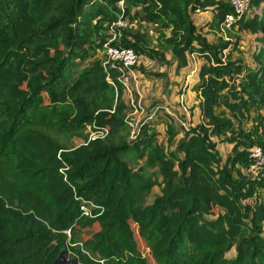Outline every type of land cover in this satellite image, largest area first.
<instances>
[{
  "label": "trees",
  "instance_id": "obj_1",
  "mask_svg": "<svg viewBox=\"0 0 264 264\" xmlns=\"http://www.w3.org/2000/svg\"><path fill=\"white\" fill-rule=\"evenodd\" d=\"M251 3L225 38L229 0H0V264H72L57 263L64 250L78 264H264V168L244 170L253 145L264 152V0ZM203 9L210 19L199 27ZM120 17L135 24L121 44L139 56L164 60L169 50L178 67L202 59L199 121L180 127L172 151L148 123L130 137L120 83L109 82L102 58L83 64ZM242 31L260 34L250 59ZM92 121L108 133L86 141ZM219 141L230 144L225 158ZM80 198L102 210L83 215Z\"/></svg>",
  "mask_w": 264,
  "mask_h": 264
},
{
  "label": "rangeland",
  "instance_id": "obj_2",
  "mask_svg": "<svg viewBox=\"0 0 264 264\" xmlns=\"http://www.w3.org/2000/svg\"><path fill=\"white\" fill-rule=\"evenodd\" d=\"M253 8H251L252 11ZM194 19L197 25L202 27L210 19V12L207 9L198 10L194 13ZM141 27L146 29L150 34V44H156L155 39L157 32L151 24L141 23ZM205 27V29H203ZM202 32L206 37L213 41L218 35L214 31H210L209 27L203 25ZM239 34V49L246 54L247 59H250L251 51L259 48L260 34H251L247 31H242ZM102 58L101 51H96L95 54L85 60L83 64H88L93 58ZM164 60L160 58H150L144 54L139 56V65L136 67V77L131 79L129 88L124 89L123 99L127 104L125 116L129 121L135 124V127L150 124L151 129L158 133L157 140L160 142L167 152L172 151L175 147L178 137L182 134L180 122L178 119L186 120L187 113L182 110V105L187 107L189 114H194L195 95L193 94L194 84L198 80L197 69L202 59L190 57L186 65L177 66L176 59L169 50H164ZM155 106H159L155 115L149 118ZM169 111V112H168ZM176 115V117L174 116ZM189 118V122L191 124ZM181 127V128H180ZM73 145H78L84 141V138L73 136L70 139ZM230 144L226 142H217V151L221 158H225L230 152ZM0 182L6 178L4 173L3 163L0 162ZM246 174V172H245ZM247 176H251L246 174ZM159 192L158 186H154L147 196V202H151L153 197ZM218 208H215V212ZM133 229L137 245L142 255L150 262L154 263L149 248L144 239L138 234L137 225L130 222ZM83 234L82 237H86ZM227 257L234 255V249L226 253ZM73 255L71 251L63 254L59 263H72ZM74 264H78L75 261Z\"/></svg>",
  "mask_w": 264,
  "mask_h": 264
},
{
  "label": "built area",
  "instance_id": "obj_3",
  "mask_svg": "<svg viewBox=\"0 0 264 264\" xmlns=\"http://www.w3.org/2000/svg\"><path fill=\"white\" fill-rule=\"evenodd\" d=\"M230 4L233 6L234 14L226 15L224 21L220 25V34L225 36L226 30L231 28L232 21L235 16H241L244 13L250 12L252 8L251 0H229ZM122 6V5H121ZM135 25L133 22L129 21L128 18L120 17L118 19L112 20L108 24V36L103 45L101 59L102 66L107 74L109 82L116 87V81H118L121 87L128 89L131 79L136 77V67L139 65V55L131 47H126L121 44V39L124 35V29ZM110 68L115 71L114 76L110 75ZM159 106H155L152 113L149 115V118H152ZM182 110L187 113V119L181 120L178 119L180 125L187 129L191 124L189 122L190 114L187 110V107L182 105ZM169 112V111H168ZM176 117V115H174ZM177 118V117H176ZM125 121L130 126V137L134 136L135 132L138 130V127H135L131 121L124 117ZM87 139H96L103 138L108 133L107 126L98 125L95 121L90 122L87 127ZM84 142V141H83ZM249 162L245 167V172L248 175L254 176L256 173L264 168V152L259 145H253L249 151ZM64 165L60 166L59 171L63 173V177L66 180V170L69 168V165L66 162H63ZM79 208L83 215L93 216L98 214L102 210V206L84 198H80ZM94 210H98L94 211ZM69 233V230H66Z\"/></svg>",
  "mask_w": 264,
  "mask_h": 264
},
{
  "label": "crops",
  "instance_id": "obj_4",
  "mask_svg": "<svg viewBox=\"0 0 264 264\" xmlns=\"http://www.w3.org/2000/svg\"><path fill=\"white\" fill-rule=\"evenodd\" d=\"M192 92L195 95V98H194L195 108H194V114L193 115L190 114V120L194 119L193 122L191 121V124H194L199 121V107H198L199 96L197 95L195 90H193Z\"/></svg>",
  "mask_w": 264,
  "mask_h": 264
},
{
  "label": "water",
  "instance_id": "obj_5",
  "mask_svg": "<svg viewBox=\"0 0 264 264\" xmlns=\"http://www.w3.org/2000/svg\"><path fill=\"white\" fill-rule=\"evenodd\" d=\"M68 251L67 250H64L63 253H67ZM75 261H77V258L76 257H73L72 258V264L75 263ZM57 263H59V260H57Z\"/></svg>",
  "mask_w": 264,
  "mask_h": 264
}]
</instances>
